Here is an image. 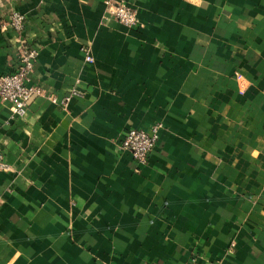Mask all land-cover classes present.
<instances>
[{
	"label": "crops",
	"instance_id": "crops-1",
	"mask_svg": "<svg viewBox=\"0 0 264 264\" xmlns=\"http://www.w3.org/2000/svg\"><path fill=\"white\" fill-rule=\"evenodd\" d=\"M124 1L135 26L0 0V73L18 10L42 90L23 116L0 99V264H264V0ZM156 122L137 162L122 137Z\"/></svg>",
	"mask_w": 264,
	"mask_h": 264
},
{
	"label": "built area",
	"instance_id": "built-area-1",
	"mask_svg": "<svg viewBox=\"0 0 264 264\" xmlns=\"http://www.w3.org/2000/svg\"><path fill=\"white\" fill-rule=\"evenodd\" d=\"M107 4L110 12L124 24L135 26L139 23L137 11L124 0H107ZM7 18V21L3 22V27L4 29L9 28L15 33L13 41L17 45V56L14 69L10 72L0 73V99L9 101L13 115L23 116L31 98L42 92L40 86L29 82V73L33 68L38 48L23 35L24 13L12 10ZM84 57L86 61L94 60L88 50L85 51ZM161 126L162 122H156L149 129L131 127L122 137L121 146L128 149L137 162H146L156 146ZM7 168L8 164L0 150V170ZM185 264H198V261L192 257Z\"/></svg>",
	"mask_w": 264,
	"mask_h": 264
}]
</instances>
